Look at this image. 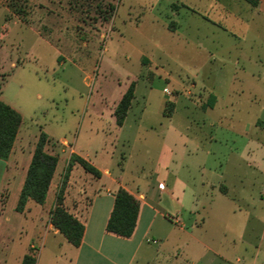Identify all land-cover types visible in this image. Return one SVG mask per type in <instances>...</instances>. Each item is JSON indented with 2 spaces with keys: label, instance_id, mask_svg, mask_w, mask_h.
<instances>
[{
  "label": "rangeland",
  "instance_id": "rangeland-1",
  "mask_svg": "<svg viewBox=\"0 0 264 264\" xmlns=\"http://www.w3.org/2000/svg\"><path fill=\"white\" fill-rule=\"evenodd\" d=\"M258 8L243 0H0V25L8 32L0 42L2 98L21 115L27 146L40 132L48 136L59 170L71 147L94 157L102 124L108 139L133 141L129 126L140 125L130 148L114 144L113 169L123 157L124 177L141 187L160 181L153 174L159 131L172 122L215 153L204 170L183 173L198 182L203 203L199 218L189 220L205 223L212 249L234 253L225 252L230 264H264V10ZM132 81L134 99L120 129L110 109ZM161 105L174 112L171 121ZM210 175L221 176L228 195L204 197L200 183ZM6 199L4 191L0 213ZM15 235L21 248L27 237Z\"/></svg>",
  "mask_w": 264,
  "mask_h": 264
},
{
  "label": "crops",
  "instance_id": "crops-1",
  "mask_svg": "<svg viewBox=\"0 0 264 264\" xmlns=\"http://www.w3.org/2000/svg\"><path fill=\"white\" fill-rule=\"evenodd\" d=\"M258 9L264 10V0H260ZM7 38V25L4 23L0 25V42ZM5 54L10 59L11 52L10 55ZM7 57L4 64L8 63ZM1 65L0 59V72ZM9 66L16 68L15 62L11 59ZM0 100L10 106L3 100L1 91ZM216 102L215 99L209 109H214ZM173 103L176 105L175 101ZM164 105L160 107L162 116L171 121L174 112L165 116ZM113 106V109H110V117L113 116L116 105ZM126 120L127 116L120 129H124ZM22 127L20 126L18 130L8 158L0 159V195L7 191L6 203L0 213V264H21L23 256L30 250L34 252L36 264H179V254L189 264H230L225 252H228V256H233L234 253L227 248L224 252L212 249L208 243L209 239L206 238L205 223L199 224L197 221L199 210L203 208L201 205L203 203L199 205L197 203L198 182L195 183L191 176V180L183 177V173L190 175L204 170L207 163H214L215 153L212 149L203 150L199 140L183 134L172 122L161 126L159 131L161 142L153 169L156 179L160 180L156 188L150 184L141 187L134 181L127 180L124 177L126 161L123 163V157L121 162L116 164L119 169H113L116 148L114 144L130 148L136 143L140 125L129 126L130 129H134L133 133L137 134L133 136V141L130 137L120 135H115L113 140L108 139L102 124L100 144L94 150L92 158L74 147L70 148V155L76 154L84 158L101 173L100 178H95L76 164L72 167L65 186L63 206L84 226L83 237L78 247L70 244L50 224V211L55 204L56 192L67 158H63V167L59 170L61 157H58L45 202L40 205L28 200L22 212L15 210L36 144L29 147L24 143L25 137L21 136ZM95 133L98 134L99 129H96ZM208 140L216 141L213 134L208 136ZM247 166L252 167L249 163ZM221 181V176L215 180L210 175L206 182L200 183L206 199L209 197L211 199L216 194L228 195L229 189ZM164 182H168V188ZM160 185L163 187L160 188ZM118 188L126 190L139 202L135 229L129 238H122L106 231ZM102 189L105 193L100 194ZM167 204L173 208V215H167L168 211L165 209ZM257 211L255 210L254 216L250 217L256 219ZM192 214L194 217L197 215V219L190 221ZM245 227L247 225L243 226ZM15 234H25L27 237L21 248L14 243ZM248 246L250 244L244 245V251H247ZM210 255L217 259L214 260ZM253 259L254 261L257 259V252ZM235 260L242 261L239 257Z\"/></svg>",
  "mask_w": 264,
  "mask_h": 264
},
{
  "label": "trees",
  "instance_id": "trees-1",
  "mask_svg": "<svg viewBox=\"0 0 264 264\" xmlns=\"http://www.w3.org/2000/svg\"><path fill=\"white\" fill-rule=\"evenodd\" d=\"M243 1L252 8H257L260 3V0ZM134 90L135 82H131L114 109L113 116L115 124L118 127L123 125L131 107L134 99ZM213 101L214 98H210L209 107H212ZM164 115L169 116L170 114L164 113ZM21 123V115L0 100V159L5 160L8 158ZM48 142V136L44 132H40L15 208L17 212L24 210L28 200H32L40 205L45 202L58 162V156L45 151ZM76 164L93 177H101L100 171L87 160L76 154H71L56 192L54 207L50 211V224L70 244L78 247L83 237L84 226L76 217L68 213L63 206L65 186L72 167ZM138 212L139 202L126 190L118 188L114 195V204L106 224V231L122 238H129L135 229ZM21 264H36V257L32 250L23 256Z\"/></svg>",
  "mask_w": 264,
  "mask_h": 264
},
{
  "label": "built area",
  "instance_id": "built-area-1",
  "mask_svg": "<svg viewBox=\"0 0 264 264\" xmlns=\"http://www.w3.org/2000/svg\"><path fill=\"white\" fill-rule=\"evenodd\" d=\"M165 93L169 95V92H168V91H165ZM159 187H160V188H162L163 186H162V185H160Z\"/></svg>",
  "mask_w": 264,
  "mask_h": 264
}]
</instances>
